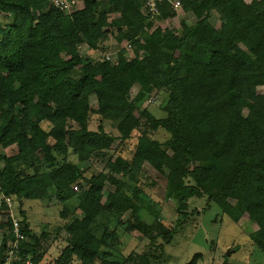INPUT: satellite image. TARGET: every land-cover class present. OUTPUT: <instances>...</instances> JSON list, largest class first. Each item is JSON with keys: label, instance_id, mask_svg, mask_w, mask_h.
<instances>
[{"label": "trees", "instance_id": "1", "mask_svg": "<svg viewBox=\"0 0 264 264\" xmlns=\"http://www.w3.org/2000/svg\"><path fill=\"white\" fill-rule=\"evenodd\" d=\"M79 1L66 15L49 0H0V184L25 235L12 264L160 260L159 211L137 181L146 166L166 181L180 226L189 201L205 198L202 212L215 205L222 220L255 226L246 242L264 254V0H179L196 23L152 32L144 0ZM158 10V20L176 17L168 2ZM111 39L127 45L115 63L96 56ZM150 97L164 118L145 107ZM98 162L103 171L90 173ZM44 200L66 222V247L49 262L24 209ZM0 214L4 264L14 236L7 206ZM134 232L149 244L124 254L120 237Z\"/></svg>", "mask_w": 264, "mask_h": 264}, {"label": "rangeland", "instance_id": "2", "mask_svg": "<svg viewBox=\"0 0 264 264\" xmlns=\"http://www.w3.org/2000/svg\"><path fill=\"white\" fill-rule=\"evenodd\" d=\"M179 1V0H176ZM250 3L252 0H245ZM186 19L190 23H196V19L192 14H185L182 7L176 12V17L170 20L151 19L153 28L151 32L157 28L179 29L182 20ZM211 23L220 26L218 16H213ZM126 44L117 46L113 39L104 44L103 49L97 52V57L109 58L113 63L117 60V52L124 48ZM81 53L88 51L85 45L80 47ZM93 56V51L87 52ZM264 93V88L260 89ZM137 93V88L131 92L132 97ZM95 105V100L92 99ZM145 107L156 118H164V112L160 111V100L158 97H150ZM89 129L98 130V124L90 122ZM108 132H112L107 129ZM11 153H8L10 155ZM71 161H76V157L71 154ZM104 163L98 162L90 173H99L103 171ZM141 186L148 193L153 201V209L159 211L157 223L153 226L152 235L159 236L157 245H163L164 254L160 260L152 264H189L196 256H198L197 264H264V254L256 248H252L246 242V235L256 230L247 221H241L239 224L233 223L230 219L222 220L219 209L212 205L206 211L202 210L206 207V199H192L189 201L190 215L186 219V223L180 226V213L177 211L178 204L173 200L166 198V181L158 176L156 172L148 166L144 168L143 173L138 177ZM150 181H155L157 187L152 189ZM136 185V181L132 183ZM114 189L107 187L105 195ZM24 209L27 214L33 234L40 238L43 234L45 238L41 239V247L49 262L54 257H58L59 253L66 247V231L64 222L60 213L62 205L55 200H44L37 202H25ZM192 213L191 211H194ZM15 209L14 214L15 216ZM198 212V213H197ZM80 212L76 213V217H81ZM130 217L128 213L125 215L124 221ZM146 217V215H145ZM152 217V218H151ZM153 221V216L147 217V221ZM151 223V222H150ZM167 229H175L172 234V241L166 244L164 235ZM120 242L123 244L122 250L124 254H129L138 246V250H143L149 244V238H143L142 235L134 232L131 234H122Z\"/></svg>", "mask_w": 264, "mask_h": 264}, {"label": "built area", "instance_id": "3", "mask_svg": "<svg viewBox=\"0 0 264 264\" xmlns=\"http://www.w3.org/2000/svg\"><path fill=\"white\" fill-rule=\"evenodd\" d=\"M49 2L57 8L59 11L66 15H72L73 13L81 10L83 8V3L79 0H49ZM168 2L171 5L173 11L177 12L178 9L182 7L180 1L176 0H144V9L151 15L152 19H156L159 16V6ZM127 46V45H126ZM130 49V46H128ZM107 61L113 63L109 58ZM116 62V61H115ZM4 169V161L0 157V175ZM5 205L10 210L9 217L12 224V234L14 236V241L9 244L7 255L4 264H12V261L17 257L19 253V244L25 241V235L22 233V227L19 219L14 214L15 202L12 197L6 196L1 189L0 184V210L2 206ZM3 223V216L0 214V224ZM24 264H32L30 261Z\"/></svg>", "mask_w": 264, "mask_h": 264}]
</instances>
